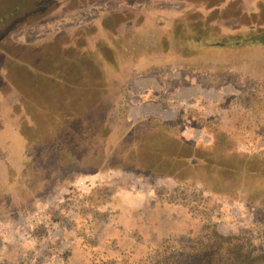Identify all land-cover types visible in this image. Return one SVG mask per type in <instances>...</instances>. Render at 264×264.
Masks as SVG:
<instances>
[{
    "label": "rangeland",
    "instance_id": "374dc122",
    "mask_svg": "<svg viewBox=\"0 0 264 264\" xmlns=\"http://www.w3.org/2000/svg\"><path fill=\"white\" fill-rule=\"evenodd\" d=\"M258 29L264 0H0V264L264 257V47L181 43Z\"/></svg>",
    "mask_w": 264,
    "mask_h": 264
},
{
    "label": "trees",
    "instance_id": "16d2710c",
    "mask_svg": "<svg viewBox=\"0 0 264 264\" xmlns=\"http://www.w3.org/2000/svg\"><path fill=\"white\" fill-rule=\"evenodd\" d=\"M250 31L244 37L231 38L227 40H215L213 37H203L202 39L192 38L190 41H183V47L188 52L198 53L205 49L223 51L226 49H234L235 52H243L251 46L261 48L264 47V31ZM251 34V35H250ZM150 48V47H149ZM231 238L224 240L219 236H215L210 242L193 247L190 253L179 259H167L163 264H264V257L257 255L252 251H246L237 243L232 244ZM229 248L225 247V244ZM229 242V243H228ZM172 254V252H170ZM174 256V254H172Z\"/></svg>",
    "mask_w": 264,
    "mask_h": 264
}]
</instances>
